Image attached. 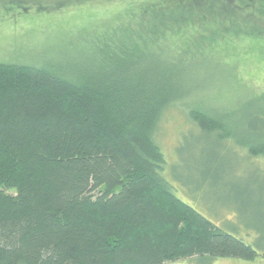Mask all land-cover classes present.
Wrapping results in <instances>:
<instances>
[{"label":"trees","instance_id":"obj_1","mask_svg":"<svg viewBox=\"0 0 264 264\" xmlns=\"http://www.w3.org/2000/svg\"><path fill=\"white\" fill-rule=\"evenodd\" d=\"M212 2L147 0L143 14L119 13L75 68L0 63V264L264 260L177 197L156 141L164 115L195 93V67H236L233 42L245 38H225L235 35L211 21ZM242 3L264 16V0ZM245 34L264 60V33ZM243 83L234 102L184 105L187 131L264 160V87Z\"/></svg>","mask_w":264,"mask_h":264},{"label":"rangeland","instance_id":"obj_2","mask_svg":"<svg viewBox=\"0 0 264 264\" xmlns=\"http://www.w3.org/2000/svg\"><path fill=\"white\" fill-rule=\"evenodd\" d=\"M146 1L0 0V63L56 66L65 70L78 67L89 53V42L107 30L105 24H110V28L118 26L121 20L116 15L128 10L140 15ZM212 1L210 20L225 21L235 35L225 38L245 39L233 42V55L238 52L234 71L224 64L195 67V93L187 96L185 106L192 107L199 100L214 106L234 102L241 95L238 91L243 81L264 87L263 48L247 41L245 34L247 30L264 33V16L254 13L251 5L245 7L242 0H226L225 7ZM234 14L239 25L229 21ZM202 17L209 20L208 16ZM219 34L211 36L221 38ZM184 105L169 110L156 133V141L167 159L166 179L181 200L224 231L259 252L264 251V160L250 159L242 148H208L203 139L188 133L193 124ZM240 126V121L235 120L234 127L239 130ZM207 172L210 178L204 181L201 174ZM259 263L264 264V260L194 258L167 264Z\"/></svg>","mask_w":264,"mask_h":264}]
</instances>
